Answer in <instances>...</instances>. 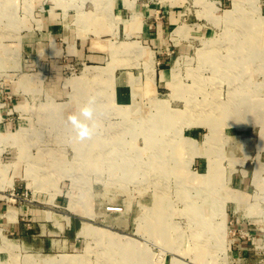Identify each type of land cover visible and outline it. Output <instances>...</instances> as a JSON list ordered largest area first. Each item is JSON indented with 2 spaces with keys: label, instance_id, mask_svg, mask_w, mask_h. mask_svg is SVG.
<instances>
[{
  "label": "rangeland",
  "instance_id": "rangeland-1",
  "mask_svg": "<svg viewBox=\"0 0 264 264\" xmlns=\"http://www.w3.org/2000/svg\"><path fill=\"white\" fill-rule=\"evenodd\" d=\"M68 257L264 264V0H0V264Z\"/></svg>",
  "mask_w": 264,
  "mask_h": 264
},
{
  "label": "clouds",
  "instance_id": "clouds-1",
  "mask_svg": "<svg viewBox=\"0 0 264 264\" xmlns=\"http://www.w3.org/2000/svg\"><path fill=\"white\" fill-rule=\"evenodd\" d=\"M94 100L90 99L89 104L80 109L79 117L76 115L70 116L69 121L77 130V138L80 140L90 139L93 132L92 129L85 123L80 117L85 118V120H92L93 118V108L91 107Z\"/></svg>",
  "mask_w": 264,
  "mask_h": 264
},
{
  "label": "crops",
  "instance_id": "crops-1",
  "mask_svg": "<svg viewBox=\"0 0 264 264\" xmlns=\"http://www.w3.org/2000/svg\"><path fill=\"white\" fill-rule=\"evenodd\" d=\"M151 24H152V25H151V28H155V29H157L158 31H160L161 28H162L163 25H164L163 21H161V20H159V21L156 20L155 22L153 21ZM151 30H152V29H151ZM162 54H163V53H162ZM159 58H160V55H159ZM160 60H161V62H163V61L165 60V57L160 58ZM162 74H163V73H162ZM162 74H161V75H162ZM54 114H55V112H54V110H53V113H52V119H57V117H56ZM77 116H79V115H77ZM80 119L84 121V118H83V117H80ZM63 124L66 125V124L63 123L62 121H61V122H52V125H59V126H62ZM17 134H18V133H17ZM17 134H14V135H17ZM67 259H68L69 264H70V262L72 261V258H71V257H68Z\"/></svg>",
  "mask_w": 264,
  "mask_h": 264
},
{
  "label": "bare ground",
  "instance_id": "bare-ground-1",
  "mask_svg": "<svg viewBox=\"0 0 264 264\" xmlns=\"http://www.w3.org/2000/svg\"><path fill=\"white\" fill-rule=\"evenodd\" d=\"M147 58H149V57H147ZM157 104H158V103H157ZM217 107H218V106H216V105H214V106L211 105L212 110H214V109L217 108ZM233 108H234V106H233ZM222 109L225 110L226 107H225L224 105H223L222 107L220 106V107H218V110H217V111H222ZM214 112H215V111H214ZM166 115H167V114H165L164 116L167 117ZM195 178H196V177H195ZM196 182H199V179L196 178ZM85 231H86L87 233H90V229H85ZM204 242H205V238L202 239V245H203V246H205V243H204Z\"/></svg>",
  "mask_w": 264,
  "mask_h": 264
}]
</instances>
